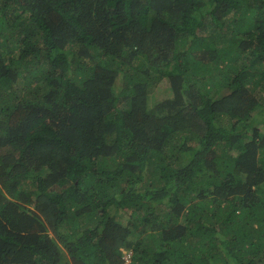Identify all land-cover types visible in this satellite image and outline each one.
Wrapping results in <instances>:
<instances>
[{"label":"trees","instance_id":"obj_1","mask_svg":"<svg viewBox=\"0 0 264 264\" xmlns=\"http://www.w3.org/2000/svg\"><path fill=\"white\" fill-rule=\"evenodd\" d=\"M128 254L264 264V0H0V264Z\"/></svg>","mask_w":264,"mask_h":264},{"label":"rangeland","instance_id":"obj_2","mask_svg":"<svg viewBox=\"0 0 264 264\" xmlns=\"http://www.w3.org/2000/svg\"><path fill=\"white\" fill-rule=\"evenodd\" d=\"M162 91H168L169 90V86H168V83L167 81H162L161 84L158 86ZM157 91V90H156ZM155 91V92H156ZM157 98H161L162 97V94L159 93L156 95ZM121 217V219H123L125 221V219L127 220L128 219V212H125L124 214H119Z\"/></svg>","mask_w":264,"mask_h":264},{"label":"clouds","instance_id":"obj_3","mask_svg":"<svg viewBox=\"0 0 264 264\" xmlns=\"http://www.w3.org/2000/svg\"><path fill=\"white\" fill-rule=\"evenodd\" d=\"M129 254L126 256V263L125 264H130V261L128 260Z\"/></svg>","mask_w":264,"mask_h":264}]
</instances>
